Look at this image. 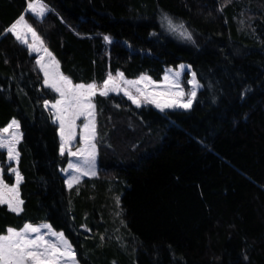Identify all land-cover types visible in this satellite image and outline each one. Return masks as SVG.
<instances>
[{"label": "trees", "instance_id": "trees-1", "mask_svg": "<svg viewBox=\"0 0 264 264\" xmlns=\"http://www.w3.org/2000/svg\"><path fill=\"white\" fill-rule=\"evenodd\" d=\"M29 1L0 0V127L19 125L23 201L18 212L0 203V234L46 221L79 264H264V0H40L43 16ZM20 15L72 83L159 79L187 63L200 84L191 108L97 93L96 173L66 187L43 104L55 93L6 32Z\"/></svg>", "mask_w": 264, "mask_h": 264}, {"label": "snow or ice", "instance_id": "snow-or-ice-1", "mask_svg": "<svg viewBox=\"0 0 264 264\" xmlns=\"http://www.w3.org/2000/svg\"><path fill=\"white\" fill-rule=\"evenodd\" d=\"M28 7L37 15H44V5L38 3H29ZM24 21V16L22 15L10 28L6 29V32L12 33L18 41L23 43H27L26 34L22 35L19 31L21 23ZM23 27L27 29L28 33H31L33 37V43L29 44L28 47L36 50V42L39 41V37L36 32L28 26L27 24H23ZM189 38H190V34ZM108 40V37H105ZM42 44V41H40ZM43 52L51 58V62L49 65H45L42 63L43 57L37 60V64L44 72V83L59 93L60 99L56 100L54 104H52V108L56 109V120L59 121L60 126V134L62 137L61 144V154H64L65 144L70 143L75 139L74 135V126L75 121L81 116L92 117L93 111L95 109V105L92 103V97H94L97 92L99 95L106 96L110 90L116 91L118 90V86L114 83V79L111 75H109L108 79L103 82L102 86H99L95 83H90L87 85L84 84H76L73 85L72 81L62 74H58L55 72L56 61L52 54L48 51L47 48L42 49ZM122 77V74H118ZM179 75V73H177ZM195 74L193 73V81L195 84ZM167 75L165 76V80H167ZM128 83H133L129 81ZM138 83V82H136ZM111 86V87H110ZM138 95H133L131 92H124V95L128 97L133 103L140 106V96L143 95L140 89H137ZM159 96H166V99L156 100V99H148L147 96L144 97V101L147 103L154 104L161 111L164 109L170 108H182V109H190L193 100L196 97L195 88L190 93H184L182 90L178 92H172L168 90L164 93H157ZM185 95L188 96L186 100H183L182 97ZM48 101H45V106H48ZM13 124L18 128L19 125L17 122L13 121ZM13 125L10 124L9 128ZM9 128H5L3 131L7 132ZM83 129L85 130V136L83 137L85 142L84 148H79L77 151H70V156H77L78 153L80 155H86L88 161L94 158L96 144L93 142L96 137V127L93 120H89L88 122L83 124ZM67 130V136L65 138V131ZM16 137H13V141H9L7 144L0 139V149L7 150V155L9 159H15L18 157V153L16 152L14 142ZM69 170H74L75 172H82L83 175H88L87 171H83L79 164L73 163L69 161L68 164ZM15 171V170H14ZM17 176V185H14L11 188H8L6 184H4L3 180L0 179V203H7L9 205L10 211L18 212L20 209V205L23 204L22 200L18 199L16 193L18 192V184L20 181V176L18 171L16 172ZM79 176H72V178L68 181L69 187L72 186L73 182L79 183ZM7 188L9 192L13 193V196L9 199H5L4 193L2 189ZM15 200V204L12 201ZM45 227H50L45 225ZM40 229L38 227H34L32 225H25V228L20 231H16L13 229L8 230V235H0V264H61V260L63 259L64 264H67L69 260H75V252L73 251L71 245L68 243L64 234L53 232L52 235L57 236L60 240V244H56L52 241L45 240L43 235H37L34 239H30L26 233H39Z\"/></svg>", "mask_w": 264, "mask_h": 264}, {"label": "rangeland", "instance_id": "rangeland-1", "mask_svg": "<svg viewBox=\"0 0 264 264\" xmlns=\"http://www.w3.org/2000/svg\"><path fill=\"white\" fill-rule=\"evenodd\" d=\"M29 3H38V4H43V3L40 0H31L26 4L25 9L27 12H29L33 15L39 16L36 13H34L28 7ZM44 9L46 10L45 6H44ZM21 16L22 15L17 17L10 24V26L8 28H10ZM23 24H27L28 26H30V24L24 18V21L21 23L19 31L21 32L22 35L26 34L27 43H23L21 41L20 42L27 47V49L30 53H32L34 55L35 63H36V65H37V67L41 73V80H42L41 83L44 86H47L44 83V80H45L44 72L40 68V66L37 64V60L40 59L41 57H43L42 63L45 65H49L51 62V58L43 52L42 49L46 48V47L44 46L43 43L42 44L40 43V41H41L40 39H39V41L36 42V50H33V49L28 47L29 44L33 43V37L31 35V33H28L27 29L23 27ZM163 27L167 31H169L177 39L185 40L188 37L187 30L183 26H181L180 24L179 25L175 24L170 20H163ZM54 70L56 73L61 74L59 69H58L57 63L55 65ZM177 73H179V75H177ZM118 74H122V73L120 71H116L113 74H108L106 76V78L101 83H95V84H97L98 87L102 86L103 82L106 79H108L109 75H111L114 79V83L118 86V90H116V91L110 90L108 92V94H119L121 96H124L126 99H128V97L126 95H124L125 91L131 92L133 95H138L137 89H140L141 93H143V95L140 96V101H141L140 105H149V106L156 108L158 110H160V109L157 108L154 104L145 102L144 97L147 96L148 99L163 100V99H166L167 97L166 96H163V97L159 96V95H157V93H164V92H167L168 90H171L172 92H178V91L182 90L184 93L187 94V93H190L193 90V88H195V91H197L198 88L200 87V84L197 81L196 77H194L195 84L192 83L193 71L190 68V66L183 61H180V62L176 63L175 65L165 66L160 77H159V79H152L144 73H140V74L133 76V77H125L123 75L121 77ZM166 75L168 77L167 80H165ZM129 81H131L133 83H128ZM136 82H138V83H136ZM90 83H93V82H90ZM90 83H72V84L73 85H76V84L87 85ZM52 91H54V90H52ZM54 93H55V97L52 100H44L43 104H44V107L49 111L52 121L56 123L57 135H58V140H59L58 150L61 153L60 149H61V144H62L63 140H62V137L60 134L59 121L56 120V109L52 108V104H54L56 102V100L60 99V95H59V93H57L55 91H54ZM97 93L99 94V92H97ZM187 98H188L187 95L182 97L183 100H186ZM45 101L49 102L47 107L45 106ZM129 101L133 105L137 106V104L133 103L131 100H129ZM92 103H93V97H92ZM180 109H182V108H180ZM89 120H93L95 123L94 111H93L92 117L81 116L78 119H76L75 126H74L75 139L72 140L70 143L65 144V150H64L63 155H65L66 160H65L64 165L60 169V173L63 176V181H64V184L66 187H69L68 181L72 178V176H79L81 178L82 176H93L96 173V149H95L94 158L91 160V162L88 161V158L86 155H80L79 153L75 157L69 155L70 151L74 152V151H77V149H79V148L85 147V142H84L83 137L85 136L86 133H85V130L83 129V124L88 122ZM13 121L17 122L16 119L12 118V119H10V121L6 125L0 127V139H2L7 144L9 141H13V137L15 136L16 140L14 142V146L16 149V143L19 140L20 132H19V128H17L13 124ZM10 124L13 125L11 128H9ZM5 128H9V130L7 132H4L3 130ZM66 136H67V130L65 131V138H66ZM93 142L96 144V137H95V140ZM0 154L3 157L4 162L8 163V165L5 167V169H6L5 172H6V174H9V176L11 177V182L6 183L3 180V178H2L3 166L1 165V163H0V179L3 180L4 184H6L8 186V188H11L14 185H17V176H16L17 169L15 167L16 158L15 159H9L8 155H7L6 148L0 149ZM69 161L76 163V164H79V166L81 167V169L83 171L88 172V175H83L82 172H75L74 170H69L68 169ZM74 183L75 182H73L72 184H74ZM2 190L4 193L5 199H9L13 196V193L9 192L7 188L2 189ZM16 195L18 196V192L16 193ZM18 199H19V196H18ZM12 203L15 204V200H13ZM6 205L9 207V205L7 203H6ZM25 225H32V226L38 227L40 229L39 233H26L30 239H34L37 235H43L45 240L52 241L58 245L60 244L59 238L57 236L52 235V233L53 232L61 233V232L53 229L49 225V223L46 221H41L38 223L24 222L22 224V226L19 228L8 227L6 229V232L3 234H0V235H8L9 229H13L16 231L23 230L25 228ZM45 225H48L50 227H45ZM61 264H64L63 259L61 260ZM67 264H79V262L75 258V260H69L67 262Z\"/></svg>", "mask_w": 264, "mask_h": 264}]
</instances>
